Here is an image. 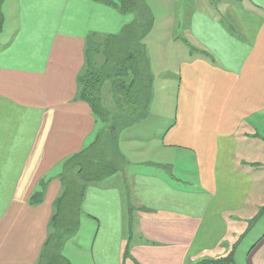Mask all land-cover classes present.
I'll return each instance as SVG.
<instances>
[{
    "label": "crops",
    "instance_id": "crops-1",
    "mask_svg": "<svg viewBox=\"0 0 264 264\" xmlns=\"http://www.w3.org/2000/svg\"><path fill=\"white\" fill-rule=\"evenodd\" d=\"M197 2L185 31L192 57L178 64L161 135L170 155L138 172L117 140L103 147L114 160L86 182L78 231L62 249L71 264L78 255L82 264H202L230 254L234 263L232 239L252 230L246 264H264V0H216L218 12ZM3 3L0 264H36L73 179L62 180L67 161L98 142L97 116L79 98L86 45L117 37L133 16L98 0ZM225 242L230 253L218 248Z\"/></svg>",
    "mask_w": 264,
    "mask_h": 264
},
{
    "label": "rangeland",
    "instance_id": "rangeland-1",
    "mask_svg": "<svg viewBox=\"0 0 264 264\" xmlns=\"http://www.w3.org/2000/svg\"><path fill=\"white\" fill-rule=\"evenodd\" d=\"M98 1L112 4L120 12L125 11L123 0ZM141 1L152 17V27L150 31L146 35H143L140 39V44L144 45L145 53H147V67L149 78H151V96L147 102V109H151V118L148 120H141L137 124L129 126V132H124V130L120 131L118 129H110L109 127L106 128V126L110 124L106 121V118L100 116V113L97 112L98 115H95L97 116L98 130L94 139L98 142L95 144V149L90 150L88 154L79 158L77 163V170L82 169L85 176H88L90 172L93 173L95 171V169L91 167L92 162L96 161L98 168L104 166L100 173L107 172L108 168L112 166L110 164L113 163L112 160L114 159L112 156L107 154L105 148L110 150L111 146L109 143L114 140H117V144L115 145H118L117 148L119 153L123 151V156L127 160H130L134 163L132 165L133 170L138 172L147 171L145 166L142 164L151 161L156 163L164 156L168 157L170 155V151L165 150L166 148L163 147L161 135L163 134L162 132H164L166 127L170 124L171 117L175 112L174 97L175 86L178 82L176 77L178 74V64L183 59H190V57H192V47L190 44H188L185 31L188 27L189 15L198 5V2L197 0ZM198 1L207 7L211 12H218L216 8H221V4L219 2H214L216 0ZM224 2V5L228 4V1ZM3 4L4 3H1V12H3ZM131 13L134 19L135 14L133 12ZM224 21L228 20L225 19ZM121 40H124L123 37ZM102 41L103 42L100 43L101 48L99 51H96L95 49V51L86 52L88 70L90 74H93V80L95 81L92 87L96 85L99 87L97 97L102 110H109L113 116L119 117V120L122 121L126 115L122 111L123 108L122 105L119 104L118 99H123L126 93L124 91L119 93H117L118 91H115L116 80H121L122 75L108 77L109 71L103 70L97 74H94V71L100 70L102 68L106 58V41ZM90 43L91 41H88L86 49L89 47ZM89 73L83 76L85 77L87 75L86 77L91 78L92 75ZM152 97L154 102L151 104ZM128 110L129 113H131V108ZM111 114L109 116H111ZM140 118H142V116ZM104 129L106 130L105 134H103ZM96 146L98 147L96 148ZM101 159L104 162L101 161ZM118 159L122 160L119 155ZM99 164L102 165L99 166ZM243 232H245L243 235H240V232L236 233L232 239L234 241L236 238H239L236 241L238 244L235 249V262L233 264H246V252L256 237V230L250 231L249 235V231ZM77 240H79V238H73L71 241H69V247H71V245H73V243H75ZM225 243H227V245H220L218 248L220 250L224 249V253H230L233 245L228 242ZM63 253L66 254L67 252H65L63 249ZM77 258L78 259H76L75 264H82L83 261L79 255ZM221 264H227V262H222Z\"/></svg>",
    "mask_w": 264,
    "mask_h": 264
},
{
    "label": "trees",
    "instance_id": "trees-1",
    "mask_svg": "<svg viewBox=\"0 0 264 264\" xmlns=\"http://www.w3.org/2000/svg\"><path fill=\"white\" fill-rule=\"evenodd\" d=\"M4 0H0V33L3 26V17L1 12V3ZM101 2V1H100ZM105 3V2H103ZM125 5L124 13L133 12L135 14L132 23L127 25L120 37L106 38L99 40V43H90L87 51H99L101 44L105 40V62L100 70L94 71V74L100 71H109L108 77L114 75H122L121 80H116V92L124 91L126 93L123 99H118L119 104L122 105L123 112L125 113L124 120L120 121L119 117L110 116L108 111L102 110L97 97L98 85L93 86V74L89 73L87 56H86V68L85 73L82 76L89 73L91 78H80V94L79 98L86 102L94 114L100 113V116L106 118V121L110 124L106 128L122 130L129 124H133L143 116L148 105V99H150V81L149 72L147 67V58L144 49V45L140 44V39L143 35H146L152 27V17L149 14L147 8L143 5L141 0H123ZM108 4V3H106ZM112 5V4H109ZM132 14V13H131ZM123 37V41L121 38ZM88 44V43H87ZM87 46V45H86ZM90 49V50H89ZM123 69V70H122ZM107 73V72H106ZM118 77V76H115ZM120 78V77H118ZM129 108H131L129 113ZM88 154L87 151L80 155L73 156L66 163V173L62 177L68 178V174L72 173V180L65 181V188L60 197L54 204V214L51 217L49 234L44 243L40 259L36 264H71L62 254L64 244L74 237L78 231L79 226V209L83 199L86 182L97 179L106 175L107 172H101V168L95 162L91 163V167L95 169L88 176L83 174V170H77V163L79 158ZM101 161H103L101 159ZM104 162V161H103ZM102 164H99V166ZM90 167V166H89ZM104 167V166H103ZM40 197L35 198L32 202L38 203ZM227 262V264H233L232 255H228L226 258L216 261H207L202 264H221Z\"/></svg>",
    "mask_w": 264,
    "mask_h": 264
}]
</instances>
